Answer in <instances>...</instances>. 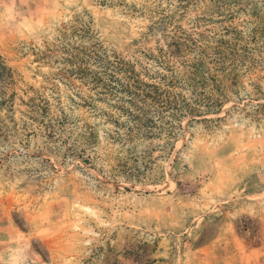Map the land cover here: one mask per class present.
<instances>
[{
	"label": "rangeland",
	"instance_id": "obj_1",
	"mask_svg": "<svg viewBox=\"0 0 264 264\" xmlns=\"http://www.w3.org/2000/svg\"><path fill=\"white\" fill-rule=\"evenodd\" d=\"M0 0V264H264V0Z\"/></svg>",
	"mask_w": 264,
	"mask_h": 264
},
{
	"label": "trees",
	"instance_id": "obj_2",
	"mask_svg": "<svg viewBox=\"0 0 264 264\" xmlns=\"http://www.w3.org/2000/svg\"><path fill=\"white\" fill-rule=\"evenodd\" d=\"M107 0H102L101 2L105 3ZM4 64V61L0 57V67L2 68Z\"/></svg>",
	"mask_w": 264,
	"mask_h": 264
}]
</instances>
